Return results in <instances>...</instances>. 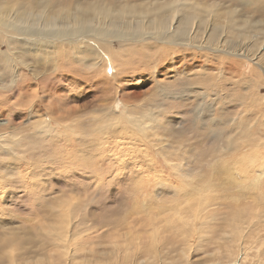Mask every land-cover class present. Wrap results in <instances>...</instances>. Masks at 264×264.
Masks as SVG:
<instances>
[{"label":"rangeland","instance_id":"obj_1","mask_svg":"<svg viewBox=\"0 0 264 264\" xmlns=\"http://www.w3.org/2000/svg\"><path fill=\"white\" fill-rule=\"evenodd\" d=\"M135 1L0 0V5L7 6V16L12 18L20 14L17 11L24 10L55 13L86 8L93 3L120 8ZM262 1L194 0L187 8L188 13L198 17L201 14L217 26L221 44L211 40L206 44L210 48L215 46L216 51L208 46L202 49L170 43L176 50L185 46L189 51H181L182 60H169L174 58L170 56L167 62H162L159 54L151 60L143 56L146 51H141L140 69L131 65L122 73L127 82L122 85V92L121 88L117 89L116 96L112 89L106 92L108 88L103 82L93 84L97 80L92 78L91 64L81 59L78 48L59 49L56 57L44 52L41 60L35 59L36 52L23 55L27 63L33 62L32 71L46 72L50 80L45 82L56 86L67 119L57 125L55 140L48 142V146L34 134L36 126L30 127L43 111L41 107L39 110L38 106L34 107L30 115L15 106L11 107L12 112L2 106L0 133L13 132L17 136L9 135L7 143L0 141V246L5 248L9 238L15 236L21 264H48V259L41 257L44 246L40 243L47 235L37 225L51 223L53 218L60 221L62 216H76L72 231L84 229L78 235L80 243L99 241L98 237L104 241L95 250L81 248L82 256L87 253L89 257H99L104 264L108 261L124 264L133 256L125 246L116 257L105 254L115 250L105 245L108 233L126 227L138 231L158 228L170 237L168 245L166 241L160 245L162 252L170 263L174 259L184 264V238L171 237L158 213L165 207L179 205L178 211L190 216L186 201L192 195L186 196L190 192L183 187L197 186L198 178L208 173L214 187L203 194L209 203L204 210L212 219L210 228L202 229L200 235L193 232V246L191 253L188 252L191 264L206 259L210 262L205 264H221L216 258L232 260L245 245L248 263L247 258L243 261L239 257L234 263L222 264H264V8L256 12ZM150 3L147 0V6ZM35 15L23 23L45 29ZM59 21L65 20L59 18ZM238 29H245L244 33L248 34L238 37ZM199 38L196 43L203 45V39ZM112 42V46L121 50L117 40ZM10 46L0 36L1 56L6 51L8 57ZM134 50L127 49L132 61L138 58L137 54H131ZM190 52L197 54L193 57ZM15 54L13 51L12 55ZM66 54L69 59L61 61ZM36 60L42 62L38 65ZM3 64L0 62V67ZM123 92L127 93L125 101L130 112L145 125L150 124L147 138L141 137L139 128L129 125L128 119L115 122L104 114L113 98L115 111L128 116V107L120 95ZM17 94L8 92L9 102L16 101L18 106L28 102L29 94L26 97ZM147 118L151 121L147 122ZM8 144L13 152H6ZM251 183L257 187L255 192ZM68 207H78L77 215L65 213ZM234 215L242 225L239 235L228 232L229 220ZM187 230L191 231V225ZM135 239L143 241L135 256L146 250L152 256L156 254L155 248L149 249L152 245L149 237ZM196 239L205 240L203 248L195 245Z\"/></svg>","mask_w":264,"mask_h":264},{"label":"bare ground","instance_id":"obj_2","mask_svg":"<svg viewBox=\"0 0 264 264\" xmlns=\"http://www.w3.org/2000/svg\"><path fill=\"white\" fill-rule=\"evenodd\" d=\"M148 1H151L150 6H147V0H137L131 5L129 3H126L125 7L121 6L120 8H110L107 5H99V3H93L86 8L76 7L74 9H71L70 11H59L55 13L48 12V10H40L38 12L33 10H24V12L17 11L20 14L17 15V17L13 15L14 17L12 18L10 16H7V6L1 4L0 36L2 38H6V42L8 43V45H11V52L7 49V51L10 52L8 54V57L6 51L1 52L2 56L5 57H2L0 55V62L4 63L3 66L0 67V112L2 111V106H6V108L10 112L13 111L11 107L15 106L18 111H25L26 113L29 112V114L31 115L34 113V107L38 106L36 109L41 107V110L43 111L37 116L35 121H32V125L30 127L36 126L34 129V134L37 135L38 138L43 143L45 142V144L48 146L49 144L53 143V140H55L54 134L57 132V125L61 124L67 119V117L64 115L65 110L60 104L59 96L61 94L59 93L57 95L56 86L54 84L50 86L47 84V82H45V79L50 80V78L46 76V72L37 73L35 71H32L33 62L27 63L23 59V55H29V52H31L32 54L33 52H36L35 59L37 58L38 60H41V56L44 54V52L47 55L51 54L55 56V53H57L59 49L73 50L74 48H78L77 52L81 54V59H83L86 63L91 64L90 68L92 69V78H96L97 80L93 82V84H99L100 82H103V86L108 88L106 92L112 89L114 90L116 96L117 89L121 88L122 92V85L126 84L127 82L123 78L124 76L122 73H125L126 69L131 65H135L139 68L138 61L142 59L141 51H146V55L143 56L151 60L159 54L162 62H167L170 56H174V58H171L169 60H174L177 58L182 60L183 56L181 54V51H189V49L185 46H199L203 49V46H208L206 44L210 40L212 41V43L221 44V41L217 38L219 37L217 35L218 30H215L217 29V26L212 24L209 19H206V17H203L201 14L198 17L194 15L192 16L188 13L187 8L193 4L194 0ZM262 4L263 5H259L257 7L256 12H261L263 10V1ZM50 13L51 15H48ZM33 14H36L35 17L38 16V19L40 18V20H42L44 26H46L45 29L42 28V30H38L36 28L37 26L35 27L31 24L23 23L30 21L32 17L30 18L29 16H33ZM59 18H62L65 21L67 20V22L63 21V23H60V21L58 22ZM233 22H236V20H234ZM40 24H42L41 21ZM235 25L236 27H238V23H236ZM244 30L238 29V37H243L248 34V32L247 34L246 32L244 33ZM198 33H200V35H198ZM223 34L225 35V33ZM197 37L203 39V45H199L198 43H196ZM112 40H117L120 43L121 50H117V48L112 46ZM143 41L146 42L143 44ZM170 43H179L180 45L185 46L182 48V50H176L174 46H170ZM21 46H23L24 49H21ZM131 47L135 49L131 54L138 55V58H135V60L133 61L131 57L128 56L130 52L127 51V49ZM227 47L229 48V46ZM208 48L210 47L208 46ZM210 49L216 51L217 48H215L214 46ZM20 50L26 52H21ZM13 51L16 52L14 56L12 55ZM237 52L235 54L240 55L237 54ZM196 54L197 52L189 53V55L193 57H195ZM69 55L71 56V54ZM73 56L74 54L72 55V59ZM258 56H260V54ZM20 57L21 59L19 61ZM62 57L64 58L63 60H61L63 62H66L69 59V56L67 54ZM56 61H60V59H57ZM36 62L39 65L42 61L36 60ZM154 63L153 65H155ZM155 72L156 70L153 73ZM30 73L35 77V79ZM91 81H93V79ZM14 91H16V93L18 94L23 95L24 97L29 94L28 102L24 103L23 106H18L16 101L15 103L9 102L7 98L8 96L6 95L8 92ZM45 93L46 96L44 95ZM126 94V92H123L120 95L126 107H128L126 113L128 114L127 117L121 116L115 111L113 106V98L110 102V106L108 107V111L106 109L104 114L110 115L112 117V120H114L115 122L116 120L124 121L128 119L127 122L129 123V125L136 127V129L139 128L138 133L141 134L140 136L147 138V135H150L148 129H151V126L149 123L145 125L140 121L139 118H137L130 112L131 110H129V105L125 101ZM18 104L20 105V103ZM148 121H151V118H147V122ZM12 133L13 132H11L10 134L0 133V141L7 143V141L9 140V135H13L14 137L17 136V134ZM11 151L13 152L12 147L8 144L6 152L10 153ZM29 155L31 154H28V156ZM24 157L26 159L27 156ZM16 162H18L17 159ZM236 177L238 176L236 175ZM254 179L257 180L258 175L254 176ZM256 180L251 179V182L257 184L258 182H256ZM253 183H251V186L253 185ZM213 187L214 184L211 183L208 173L205 174V177L198 178L197 186L191 187V189H187L185 186L183 187V190H188L187 192H190L186 196L192 195L190 198H186L187 211L190 212V216L183 214L181 210L178 211L180 207L179 205H177L176 208L165 207L164 209L159 211L160 214L158 213V217L161 218L160 221L167 226V231L171 235V237L174 236L175 238L177 237L179 239L184 238L183 243L186 247L185 251H183V254L181 253L185 259L184 264H191L189 253H191V247L193 246V243H191L192 239H194L193 232L198 231V234L200 235L202 229L210 228L212 218L209 219L211 216L206 212V210H204V208H208L209 203L206 201V197L203 194H205L206 192L208 193ZM256 189L257 187L253 185L252 191L254 190L255 192ZM78 207H74L73 209L68 207V210L65 213L77 215L79 211ZM231 213L232 215L234 213L238 214V212ZM75 218L76 216H62V219L60 221L56 220V218H53L51 219V223L37 225L39 231L47 235L46 238L40 241V243L42 244L41 247L44 246V253L41 257L48 259V264H75L71 261H78L77 264H104L99 257H89L87 253H85L84 256L80 255L81 248L87 249V251L95 250V248H98L95 246L104 243V241H102L103 238L98 237L97 239H99V241H95L94 239L95 242H92L93 244H87L85 242L80 243L78 235H80L82 231H84V229H82V231H72V228L74 227L73 220H75ZM159 218L157 219L159 220ZM239 221L240 218H238L237 216L234 215L233 217H231V220H229V233H236L237 235L240 234L242 225ZM189 225H191V231L187 230V227H189ZM127 226L130 225L128 224ZM162 232L158 228H148L145 230L140 229V231H138L131 227H126L122 230L111 231L107 235V241L105 245L106 247L109 246L111 249L115 250L114 252L105 254L107 255V257H116L121 252V249L125 246L127 248V253H131L133 256L131 259H126L124 261V264H141V262L143 264H180L178 262H174V259H172V263H170V260L160 249V245L165 243V241L167 242V239L169 240L170 238L167 237V235L165 236ZM103 237L104 239H106V234H104ZM142 237H149L150 242L152 243L149 249L152 250L155 248L157 250L156 254L152 256L146 250L139 255H134L136 250L141 249L143 243L142 240H136L135 238ZM205 238L207 240H211L210 236L208 235H205ZM241 238L242 236L239 239ZM9 239L10 241L7 243L5 248H3L2 245L0 246V253L2 254L0 264H21L18 261L20 257V255L18 254L19 247L17 245L18 238L14 236L13 238L11 237ZM204 242L205 240H197L195 245H199L200 248H203V246L205 245L203 244ZM153 244L157 246H154ZM168 244L169 243L167 242V245ZM247 248L248 247L245 245L243 249H239V251H237L233 255L232 260L230 259L224 261L222 259L216 258V262H220L221 264L222 262L226 263L228 261L234 263L238 261L239 257H243V261H245L248 256V252L246 251ZM6 249L7 252L5 251ZM240 251H242V253H240ZM204 261L205 262H202L201 260V262H198L197 264H205L210 262H208V259ZM246 263H248V258ZM105 264H116V262L108 261Z\"/></svg>","mask_w":264,"mask_h":264}]
</instances>
